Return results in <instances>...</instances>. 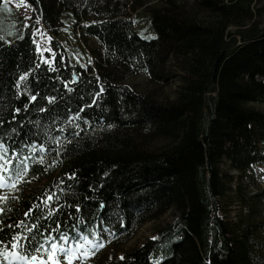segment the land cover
<instances>
[{
	"label": "trees",
	"instance_id": "obj_1",
	"mask_svg": "<svg viewBox=\"0 0 264 264\" xmlns=\"http://www.w3.org/2000/svg\"><path fill=\"white\" fill-rule=\"evenodd\" d=\"M21 1L29 25L0 39V144L12 159L0 173L17 185L0 240L22 232L20 254L40 257L33 249L61 234L114 246L172 213L154 240L93 264H264L262 0ZM141 9L152 39L131 19ZM65 23L97 46L86 70L53 38L50 63L37 51L38 30ZM138 75L174 81L172 98L135 92ZM21 221L36 227H6Z\"/></svg>",
	"mask_w": 264,
	"mask_h": 264
},
{
	"label": "rangeland",
	"instance_id": "obj_2",
	"mask_svg": "<svg viewBox=\"0 0 264 264\" xmlns=\"http://www.w3.org/2000/svg\"><path fill=\"white\" fill-rule=\"evenodd\" d=\"M191 3V1L189 0ZM149 6H153L151 3ZM261 6L264 7V0H262ZM32 16L31 8L21 0H1L0 1V38L1 40L9 43L21 38L23 35L24 28H26ZM149 15L146 10L141 9L138 15H132V19L139 20L138 31L139 35L144 39H152L154 34L152 29L149 27ZM260 29L264 28V16L258 22ZM235 29H230L232 34L235 33ZM58 41L60 47L68 55L73 65L80 69L86 70L93 60L97 57V46L92 40L82 41L78 35L72 30L71 24L65 23L55 34L52 36L49 32L40 28L36 36V48L40 49V53L43 60L47 59L50 63V41L51 39ZM174 81L163 83L158 86H153L144 75H138L132 80L126 83L131 89H134L140 95L152 96L154 100L159 103H164L166 100L172 98L174 90ZM256 110L264 112V105L254 106ZM1 175V173H0ZM5 180V178H4ZM6 186L0 189V196L13 197L15 194L13 191L12 181L5 180ZM18 182V180H16ZM233 217L234 214H231ZM175 216L170 213L167 214L158 223H148L141 229L136 231L133 237L125 242L118 243V245L102 243L103 247H98L101 244L100 241H86L78 244H83V248H79L77 245H70L63 241L58 244L64 247L71 248L72 262L71 264H93L96 259L107 258L113 259L114 257L120 258L122 253L133 248H137L142 245L145 241L154 240L156 238V231L160 227L172 224L176 219ZM87 252L88 256L85 257L84 253ZM44 264H51L54 261L48 260L45 253ZM79 257V259H77ZM61 264H67V260L63 256L60 257ZM44 261L36 260L35 264H43ZM47 262V263H46ZM34 263V262H33ZM10 264H29L26 260H14Z\"/></svg>",
	"mask_w": 264,
	"mask_h": 264
},
{
	"label": "snow or ice",
	"instance_id": "obj_3",
	"mask_svg": "<svg viewBox=\"0 0 264 264\" xmlns=\"http://www.w3.org/2000/svg\"><path fill=\"white\" fill-rule=\"evenodd\" d=\"M37 50L39 51L40 49L38 48ZM42 62L48 63L49 61L45 59ZM39 66L40 65L38 64L37 67ZM25 79H26L25 76L20 77V80H25ZM101 92H103V89H101ZM36 99H37V96L32 95L31 100L35 101ZM43 110L44 109H41V111ZM7 154H8V148H6L3 144H0V172L6 173L10 171V169L8 168V165L12 164V159L10 157H7ZM25 159H28V158L26 157ZM41 162H43V157H41ZM27 171L28 169H27V166L25 165L23 169L16 170L15 174L18 179H22L23 176L27 174ZM75 178H76L75 173L71 174L68 177V179L70 180H74ZM61 183L63 184L64 182L61 181ZM5 186H6V182L4 180V177L0 175V189L4 188ZM12 187L17 188V185L15 182L12 184ZM61 191H63V189H61ZM11 198L15 199V197H11ZM54 198L59 199V197L56 195L55 192L48 194L45 200H43L41 203H48L49 201H52ZM8 199L9 197L7 196H0V217H3L4 214L10 210L7 207ZM39 206L40 205H37V208ZM101 207H103V205H101ZM33 211L34 209H29V212L25 213V218H27ZM76 211H80L78 206L76 207ZM0 225H2V220H0ZM21 226L26 227L28 232L32 231V227H36V225H33L32 227H28L27 225L24 224L23 221L16 223V224L7 225L6 227H8L9 229H16V228H20ZM59 228H60V225H57L54 230L58 231ZM0 230H2V228H0ZM46 239L54 241L55 238L51 237L50 235ZM60 239L64 240L65 242L68 241V237L66 234H61ZM30 240H31V237L24 235L22 232L15 233L8 240H0V264H10V262L14 260H27L29 261V264H31L32 261L39 260L41 257L37 255H31L30 253L26 255L20 254V249L24 248L25 242L30 241ZM77 246L79 248L84 247L83 244H78ZM103 246L104 245L102 243L98 245V247H103ZM33 251H35L36 253H41V252L46 253L47 259L54 261L55 264H61V260H60L61 256H63L64 259L67 260V264H71L72 258H73L72 255L70 254L71 253L70 247L61 246L55 242H51L47 249L44 248L43 244H40L38 247L33 249ZM84 256L87 257L88 253L85 252ZM77 259H79V257H77ZM121 259H124V258L121 257Z\"/></svg>",
	"mask_w": 264,
	"mask_h": 264
},
{
	"label": "water",
	"instance_id": "obj_4",
	"mask_svg": "<svg viewBox=\"0 0 264 264\" xmlns=\"http://www.w3.org/2000/svg\"><path fill=\"white\" fill-rule=\"evenodd\" d=\"M74 82H75V78H74Z\"/></svg>",
	"mask_w": 264,
	"mask_h": 264
}]
</instances>
